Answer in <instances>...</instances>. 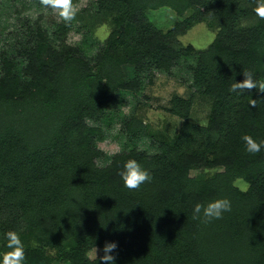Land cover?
<instances>
[{"label":"trees","instance_id":"trees-1","mask_svg":"<svg viewBox=\"0 0 264 264\" xmlns=\"http://www.w3.org/2000/svg\"><path fill=\"white\" fill-rule=\"evenodd\" d=\"M163 7L182 18L166 32L148 19ZM254 9L255 0H97L73 20L94 37L103 31L91 61L65 41L68 23L56 27L57 45L40 19L26 25L31 39L17 51L26 61L22 76L1 54L0 251L4 232L15 230L26 264H103L108 242L117 244L115 264H264V152L246 153L241 140L264 139V92L230 91L243 70L264 79V18ZM200 23L214 36L189 67L188 88L209 103L205 124L189 122L193 94L173 96L161 106L182 120L172 143L159 141L153 156L117 154L99 167V131L86 121L115 110L122 92L140 90L128 68L146 72L149 83L155 71L170 75L179 57L195 53L178 37ZM124 132L130 140L151 136L136 115ZM128 159L148 169L151 182L123 187L118 173ZM238 178L247 191L235 186ZM220 196L232 201L223 219H193L195 203ZM95 247L100 254L90 260Z\"/></svg>","mask_w":264,"mask_h":264},{"label":"rangeland","instance_id":"rangeland-1","mask_svg":"<svg viewBox=\"0 0 264 264\" xmlns=\"http://www.w3.org/2000/svg\"><path fill=\"white\" fill-rule=\"evenodd\" d=\"M96 1L77 0L74 5L77 7V12L82 9L94 11ZM188 16L189 12H186L184 17ZM148 19L163 32L171 29L177 21H182L181 17L167 7L150 11ZM38 20L53 45H57L60 38L56 34V27L64 22L58 16L57 10L50 7L45 9L42 0H0V67L1 54L4 53L8 58L14 60L15 73L22 76V69L25 67L26 61L17 56V51L31 39L25 26L29 25L33 29L34 23ZM68 24L69 28L64 36L65 41L71 46L80 48L88 61L93 60L103 48V38L99 34L103 31H98L97 36L94 37L79 22L71 21ZM213 36L212 29L205 23L191 27L184 35L178 37V41L182 47L191 45L195 53L179 57L170 75L159 74L155 71L156 76L150 83L146 72L135 74L132 69H127L128 77L139 79L140 90L137 93L122 92L115 110L103 109L99 120L86 121L90 127L99 131V136L94 142L96 149L103 153V157L96 161L99 167L108 165L113 156L133 149L148 156L156 155L160 152L159 141L173 142L181 129L182 120L168 113L161 106L166 105L173 96L187 98L196 91L195 88H188L192 82L189 67L195 65L196 54L209 45ZM181 88L183 92L179 91ZM193 97L189 122L205 124L209 103L197 94H193ZM132 115H136L145 123L151 136L142 135L135 140H130L127 137L124 132V123ZM196 174H198L196 171L190 173L192 177ZM99 254V249L95 247L87 252V257L94 260Z\"/></svg>","mask_w":264,"mask_h":264},{"label":"clouds","instance_id":"clouds-1","mask_svg":"<svg viewBox=\"0 0 264 264\" xmlns=\"http://www.w3.org/2000/svg\"><path fill=\"white\" fill-rule=\"evenodd\" d=\"M45 9L48 7L58 11V16L65 22L73 21L77 15V7L73 0H42ZM255 14L264 18V0H255ZM106 27V26H105ZM210 36V40H211ZM244 79L241 82H233L230 88L232 92L243 95L246 89H259L264 92V79H257L251 70H243ZM183 92V89H179ZM250 106L256 107V100L251 99ZM246 153L255 155L264 152V139L254 138L252 135L245 134L241 137ZM122 186L129 190L141 188L145 183L152 180L151 173L135 159H128L124 162L122 169L118 173ZM235 186L241 191H247L249 183L243 178H238L234 182ZM232 211V201L227 196H220L208 200L207 202L195 203L192 208L193 219L201 220L203 223H211L221 220L226 213ZM4 248L0 251V264H26V246L21 239L20 233L15 230H8L3 234ZM117 244L108 242L102 251L104 255L100 257L103 264H115V257L111 255ZM96 256V249H95ZM97 264V259H96Z\"/></svg>","mask_w":264,"mask_h":264}]
</instances>
